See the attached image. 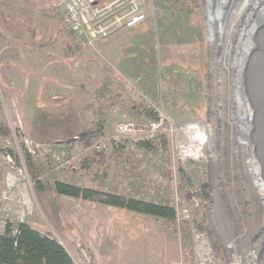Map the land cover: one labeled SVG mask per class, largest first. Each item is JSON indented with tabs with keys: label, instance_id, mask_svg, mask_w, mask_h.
Here are the masks:
<instances>
[{
	"label": "rangeland",
	"instance_id": "374dc122",
	"mask_svg": "<svg viewBox=\"0 0 264 264\" xmlns=\"http://www.w3.org/2000/svg\"><path fill=\"white\" fill-rule=\"evenodd\" d=\"M65 1L0 0V147L12 151L10 161L0 153V213L14 185L15 200L34 204L27 223L75 264H198L195 231L220 255L224 239L264 229L263 35L256 63L238 67L257 0H229L215 27L207 0H146L143 25L94 46L68 28ZM101 95L120 98L101 107L93 135ZM160 115L179 127L165 119L154 129ZM121 122L135 130L120 133ZM55 180L162 202L177 218L65 196Z\"/></svg>",
	"mask_w": 264,
	"mask_h": 264
},
{
	"label": "built area",
	"instance_id": "2783aa9c",
	"mask_svg": "<svg viewBox=\"0 0 264 264\" xmlns=\"http://www.w3.org/2000/svg\"><path fill=\"white\" fill-rule=\"evenodd\" d=\"M63 10L70 31L90 46L105 42L122 32L136 29L148 18L146 0H66ZM159 119V123L152 124L154 129L167 118L160 115ZM168 124L172 130L179 127L170 120ZM194 128L181 127L179 131L181 133L188 129L194 131ZM117 130L120 133H129L135 130V125L121 122L117 125ZM194 141L197 142V139ZM7 159L11 160V154L6 152ZM13 187L14 185H10L2 195L3 216L0 219V229L5 227V221L8 219L15 224L26 223V218L34 211L31 198L23 196L15 200L11 189ZM184 214V218L187 219V211H184ZM195 240L198 264H264V229L250 230L247 234L239 232L232 238L224 239V252L220 255L213 252L206 233L195 231ZM172 264H184V261L180 259Z\"/></svg>",
	"mask_w": 264,
	"mask_h": 264
},
{
	"label": "trees",
	"instance_id": "16d2710c",
	"mask_svg": "<svg viewBox=\"0 0 264 264\" xmlns=\"http://www.w3.org/2000/svg\"><path fill=\"white\" fill-rule=\"evenodd\" d=\"M101 97V104L98 103L99 106H96L94 118L90 122L93 135H97L104 126V112L101 107L106 103L117 102L120 98V96L108 97L106 95H101ZM128 104L135 106L133 102ZM6 130V127L0 125V134L6 133ZM6 152L7 150L0 147L1 154ZM54 188L57 193L65 196L95 201L159 219L173 222L177 218L174 207L154 200L81 187L62 180H55ZM2 216L0 213V219ZM0 264H75V262L63 245L50 233L42 232L27 222L15 224L8 219L5 221V227L0 229Z\"/></svg>",
	"mask_w": 264,
	"mask_h": 264
},
{
	"label": "bare ground",
	"instance_id": "6f19581e",
	"mask_svg": "<svg viewBox=\"0 0 264 264\" xmlns=\"http://www.w3.org/2000/svg\"><path fill=\"white\" fill-rule=\"evenodd\" d=\"M229 2V0H207L206 4L209 10V24L211 26H214V24H217V20L219 19V16L223 10V7L225 5H227V3ZM256 7H260V9H258L259 11L257 12V20L256 22L252 25V28L249 30V32H244L245 35H247V41L244 43L245 46L243 47V52H242V57L240 58V61L238 62V67L242 70L244 69V63L246 62L245 59H249L250 61L247 63H256L257 58L259 57H255V53L254 51L256 50V44L254 43V38L256 37V35H263L264 36V0H257V3L255 4ZM262 26V27H261ZM215 27V26H214ZM259 42V41H258ZM241 43V42H240ZM243 44V43H242ZM241 44V45H242ZM260 45V44H259ZM263 46V45H262ZM259 47V46H258ZM252 55V56H251ZM255 55V56H254ZM260 55V54H259ZM254 57V58H253ZM261 59V57H260ZM259 61V60H258ZM240 63V64H239ZM262 63V62H261ZM256 65V64H255ZM263 65V64H262ZM260 66H258L259 68ZM251 69V68H250ZM263 69V68H262ZM241 70L239 71V75L241 76L243 73H241ZM247 70V69H246ZM251 71V70H250ZM253 73V72H252ZM256 74V73H255ZM254 74V76H255ZM249 75V73H248ZM247 75V76H248ZM252 75V74H251ZM259 75V74H258ZM240 78V77H239ZM254 78V77H253ZM255 79V78H254ZM240 80V79H239ZM246 80V78H245ZM249 80V79H248ZM243 81V80H242ZM264 82V80H263ZM249 83V82H248ZM249 87H251V100L254 101L255 103L257 102L256 100H260V102L262 101V99L260 98L262 95V91H259L255 88V83H249ZM263 84V83H262ZM260 86V85H259ZM264 86V84H263ZM262 88V87H261ZM263 89V88H262ZM261 89V90H262ZM258 101V103H260ZM248 105V104H247ZM252 108V107H251ZM248 109V106L247 108ZM256 109V108H255ZM250 112V111H249ZM258 112V111H257ZM255 112L253 111V113H248L245 115V118L243 120V124L244 126H248V125H253L254 123H256L257 121V117L254 115ZM257 127V124L255 125ZM263 152V156H264V150L262 149ZM253 153V151H252ZM254 154V153H253ZM252 161H251V165L254 166L255 169V177L256 174L258 176L261 175V166L258 165V162H256V159L254 158V156L252 155ZM257 181V187L260 188V192L262 193L263 196V200H264V179L263 178H256ZM264 205V202H263Z\"/></svg>",
	"mask_w": 264,
	"mask_h": 264
}]
</instances>
